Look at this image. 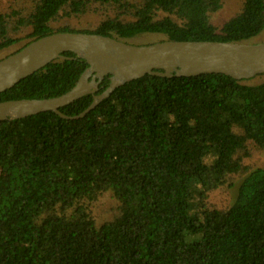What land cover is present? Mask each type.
Listing matches in <instances>:
<instances>
[{"label": "trees", "instance_id": "16d2710c", "mask_svg": "<svg viewBox=\"0 0 264 264\" xmlns=\"http://www.w3.org/2000/svg\"><path fill=\"white\" fill-rule=\"evenodd\" d=\"M29 1L0 10V59L57 32L144 45L250 43L264 31V0H242L221 22L225 0ZM87 14L99 17L89 29L55 24ZM86 68L55 59L0 102L59 96ZM256 77L145 75L78 119L46 111L1 121L0 264H264V167L248 164L264 152V74ZM92 100L60 111L77 115ZM194 164L202 182L189 176ZM230 189L231 201H211Z\"/></svg>", "mask_w": 264, "mask_h": 264}, {"label": "water", "instance_id": "95a60500", "mask_svg": "<svg viewBox=\"0 0 264 264\" xmlns=\"http://www.w3.org/2000/svg\"><path fill=\"white\" fill-rule=\"evenodd\" d=\"M64 52H71L74 57L63 56ZM58 58H78L87 63L76 84L56 97L0 102V122L46 111H53L64 119H78L116 88L145 75L171 78L220 73L237 80L252 79L264 74V41L163 40L136 45L98 34L57 32L33 40L0 59V93ZM108 75L107 87L96 95ZM86 94H93V100L81 113L69 116L60 111Z\"/></svg>", "mask_w": 264, "mask_h": 264}, {"label": "rangeland", "instance_id": "374dc122", "mask_svg": "<svg viewBox=\"0 0 264 264\" xmlns=\"http://www.w3.org/2000/svg\"><path fill=\"white\" fill-rule=\"evenodd\" d=\"M29 0H0V10H7L10 8H15L17 6H21L27 3H29ZM242 0H225V4L223 8L220 10L216 17L217 22L224 21L231 15H233L241 6ZM99 20V17L95 14H87L81 18H74V19H62L56 22L57 25L60 23V25H69L74 26L79 29H89L92 28L97 21ZM141 37L146 38H153V37H160V36H154V35H142ZM139 39H132L129 40L128 43L134 44L137 43ZM250 43H259L261 41H264V31L259 34L257 37H253L250 40ZM5 53V52H4ZM258 80L259 77H256ZM248 164L264 167V152L258 155V157L253 158L251 161H248ZM189 176L192 179L194 183L202 182L207 178V174L202 171L200 166L198 164L191 165L189 167ZM234 190L230 189L228 191H216L211 195V201L214 203H217L219 205L226 204L228 201L232 200Z\"/></svg>", "mask_w": 264, "mask_h": 264}]
</instances>
